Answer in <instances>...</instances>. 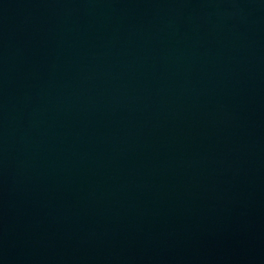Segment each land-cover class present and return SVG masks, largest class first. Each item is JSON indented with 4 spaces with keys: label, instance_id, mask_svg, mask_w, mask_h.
<instances>
[{
    "label": "water",
    "instance_id": "1",
    "mask_svg": "<svg viewBox=\"0 0 264 264\" xmlns=\"http://www.w3.org/2000/svg\"><path fill=\"white\" fill-rule=\"evenodd\" d=\"M0 264H264V0H0Z\"/></svg>",
    "mask_w": 264,
    "mask_h": 264
}]
</instances>
